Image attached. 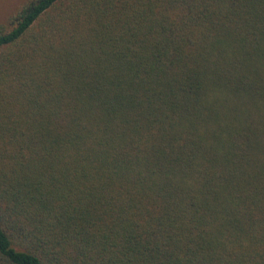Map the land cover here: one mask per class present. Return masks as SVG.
I'll use <instances>...</instances> for the list:
<instances>
[{
    "label": "trees",
    "instance_id": "16d2710c",
    "mask_svg": "<svg viewBox=\"0 0 264 264\" xmlns=\"http://www.w3.org/2000/svg\"><path fill=\"white\" fill-rule=\"evenodd\" d=\"M0 264H264V0L0 23Z\"/></svg>",
    "mask_w": 264,
    "mask_h": 264
},
{
    "label": "rangeland",
    "instance_id": "374dc122",
    "mask_svg": "<svg viewBox=\"0 0 264 264\" xmlns=\"http://www.w3.org/2000/svg\"><path fill=\"white\" fill-rule=\"evenodd\" d=\"M26 0H0V23L5 22Z\"/></svg>",
    "mask_w": 264,
    "mask_h": 264
}]
</instances>
